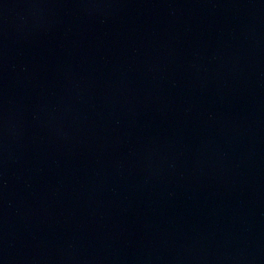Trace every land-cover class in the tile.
<instances>
[{
    "label": "water",
    "instance_id": "water-1",
    "mask_svg": "<svg viewBox=\"0 0 264 264\" xmlns=\"http://www.w3.org/2000/svg\"><path fill=\"white\" fill-rule=\"evenodd\" d=\"M0 264H264V0H0Z\"/></svg>",
    "mask_w": 264,
    "mask_h": 264
}]
</instances>
